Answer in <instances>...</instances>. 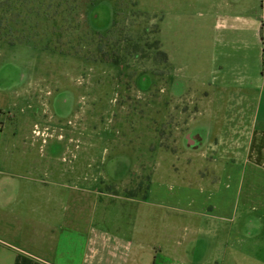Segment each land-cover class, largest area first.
<instances>
[{"label": "rangeland", "instance_id": "374dc122", "mask_svg": "<svg viewBox=\"0 0 264 264\" xmlns=\"http://www.w3.org/2000/svg\"><path fill=\"white\" fill-rule=\"evenodd\" d=\"M200 10L198 0H0V168L17 174L3 182L54 189L78 216L104 215L113 232L130 231L133 221L165 256L212 264V235L223 230L206 216L215 200L235 204L247 164L238 159L242 176H226L235 161L213 153V136L227 141L236 131L241 141V129L205 125L212 137L202 149L183 137L199 121L235 126L247 116L215 111L205 69L212 33L199 26ZM149 75L152 85L141 87L138 78ZM92 119V136H66ZM197 218L204 232L182 226Z\"/></svg>", "mask_w": 264, "mask_h": 264}, {"label": "crops", "instance_id": "0c3cea01", "mask_svg": "<svg viewBox=\"0 0 264 264\" xmlns=\"http://www.w3.org/2000/svg\"><path fill=\"white\" fill-rule=\"evenodd\" d=\"M198 2L204 21L199 26L212 33V62L205 69L215 91V111L247 116L235 126L227 120L213 125L199 121L203 129L205 125L209 130L241 129V141L236 131L227 141L221 133L213 136L218 148L213 153L235 161L224 169L226 176H242L236 161L247 162L245 184L235 187V204L226 207L225 201L221 205L215 200L216 213L206 216L223 230L212 235L213 249L218 251L212 264H264V0ZM3 129L0 120V151ZM208 134L210 142L211 131ZM13 175L17 174L0 168V264H186L183 254L173 259L157 250L154 242L135 231L133 221L130 231L113 232L106 216H78L75 202L64 204L54 189L3 182ZM195 204L189 202L187 207L211 214L206 204ZM189 225L204 232L205 219L182 223L184 228Z\"/></svg>", "mask_w": 264, "mask_h": 264}, {"label": "flooded vegetation", "instance_id": "af4514ba", "mask_svg": "<svg viewBox=\"0 0 264 264\" xmlns=\"http://www.w3.org/2000/svg\"><path fill=\"white\" fill-rule=\"evenodd\" d=\"M138 79H139L138 81H140L139 85L141 87H143V88H147L148 86H151L152 85L153 76L152 75H149L148 77H144V76L141 77L140 76ZM144 80H147V83H144ZM88 83L89 84L87 85V92H91V82H90V80L88 81ZM174 86H175V90L174 91H178V89L176 88V83H174V81H172V88H171L172 90H173V87ZM81 90H82V88H81ZM85 96L86 95H84V97ZM72 98H74V97H72ZM63 102H65V104H71V102L66 101V99ZM79 105H80V103H79ZM91 117L93 118L92 115H91ZM48 123L49 124L45 125L42 128L48 129V131L50 133L49 136H50V135H52V130H54V127H52L53 124H51V122H48ZM63 126H60V128H63ZM73 128L74 129L72 131V134L71 135L68 134L66 136H68L71 141H77V136H76L77 134L84 133V134H87L88 136H92V133H93L94 129L97 128V126L93 122V119H92V123L91 122L87 123V121L85 120V124H84L83 127H80L79 126L78 128L77 127H73ZM41 129H40V131H37L36 128H35V129H33V132H35V134L40 135V136L43 137L44 136L43 134L46 131H43V134H41ZM97 134H98V132H97ZM101 135H103V132H101ZM59 136H62V133H59ZM45 139H43V140H45ZM208 140H209V134L206 136V131L203 129V127L201 126L199 128V127H196L195 125H191L190 128L185 132V135L183 137V142L185 143V145L187 147H189V148H192V149H202V148H204L205 145L208 144V142H209ZM102 182H103V178H102Z\"/></svg>", "mask_w": 264, "mask_h": 264}]
</instances>
